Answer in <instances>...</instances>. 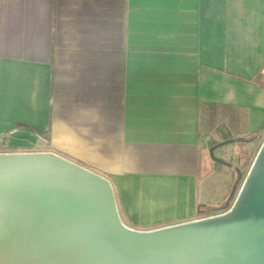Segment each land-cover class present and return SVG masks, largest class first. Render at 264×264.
Wrapping results in <instances>:
<instances>
[{"label": "crops", "instance_id": "1", "mask_svg": "<svg viewBox=\"0 0 264 264\" xmlns=\"http://www.w3.org/2000/svg\"><path fill=\"white\" fill-rule=\"evenodd\" d=\"M263 123L264 0H0V141L102 175L132 228L197 219L205 134Z\"/></svg>", "mask_w": 264, "mask_h": 264}, {"label": "water", "instance_id": "2", "mask_svg": "<svg viewBox=\"0 0 264 264\" xmlns=\"http://www.w3.org/2000/svg\"><path fill=\"white\" fill-rule=\"evenodd\" d=\"M3 165L0 264H264V142L228 210L149 230L122 221L102 175L58 153H0Z\"/></svg>", "mask_w": 264, "mask_h": 264}, {"label": "rangeland", "instance_id": "3", "mask_svg": "<svg viewBox=\"0 0 264 264\" xmlns=\"http://www.w3.org/2000/svg\"><path fill=\"white\" fill-rule=\"evenodd\" d=\"M205 136L209 137L207 140L209 141L211 138L219 139L221 135L218 133L216 125L212 124ZM247 138L250 136L248 135ZM263 142L264 134L258 139L256 138L254 142L237 139L227 142L213 151H210L209 148L206 149L204 155L206 159L210 155V165L209 167L204 165L200 169L199 196L205 200H211L215 206H223L230 194L231 187L239 178L233 193H231L233 195L232 206ZM3 145L4 143L1 142L0 151L9 150V146ZM35 149L44 150L41 147ZM8 170L9 168L3 165L0 168V175L8 173Z\"/></svg>", "mask_w": 264, "mask_h": 264}, {"label": "trees", "instance_id": "4", "mask_svg": "<svg viewBox=\"0 0 264 264\" xmlns=\"http://www.w3.org/2000/svg\"><path fill=\"white\" fill-rule=\"evenodd\" d=\"M218 130H219L218 133L221 135L220 139L211 138L208 141L209 148L212 147L213 145L219 143L220 141H222L224 139H228V138H235V140L238 139V140H242V141L256 140V138L258 139L262 134H264V123L260 127H258L256 130H254L252 133L249 134L250 138H247L248 135L239 136V137H232L229 133H227L225 131V129L223 127H220ZM41 135L43 137L47 138V139L49 138V133H41ZM3 146L7 147V145H5V144ZM9 148L14 149L15 147L9 146ZM238 180H239V178H238ZM238 180L235 183H237ZM231 193H232V188L230 190V194H229L225 204L223 206H220V207L215 206V205H213L210 202L199 203L198 207H197V216H198V218L199 217L200 218L201 217H207V216H210V215H215V214L224 212L227 209H229V207L231 206V203H232V198H233V195Z\"/></svg>", "mask_w": 264, "mask_h": 264}, {"label": "flooded vegetation", "instance_id": "5", "mask_svg": "<svg viewBox=\"0 0 264 264\" xmlns=\"http://www.w3.org/2000/svg\"><path fill=\"white\" fill-rule=\"evenodd\" d=\"M12 147H15V146H12ZM22 152L24 153V152H34V151H31V150H19L17 147H15L14 149L9 148V150H6V151H0V153H22ZM235 185H236V183L234 184L233 187H231L232 188V193L234 191Z\"/></svg>", "mask_w": 264, "mask_h": 264}]
</instances>
